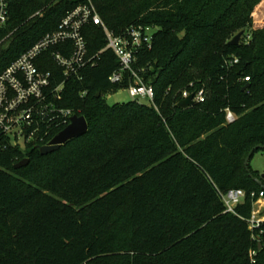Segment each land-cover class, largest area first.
Here are the masks:
<instances>
[{"label":"trees","instance_id":"obj_1","mask_svg":"<svg viewBox=\"0 0 264 264\" xmlns=\"http://www.w3.org/2000/svg\"><path fill=\"white\" fill-rule=\"evenodd\" d=\"M81 1L9 0L0 72ZM92 1L116 35L153 28L132 70L153 87L154 105L107 103L108 92L137 81L129 72L109 81L118 60L110 49L98 54L102 28L84 26L96 64L67 82L58 103L83 116L87 132L45 155L0 143V264H264V247L255 263L249 257L258 248L245 220L252 199L231 213L221 196L263 189L244 160L264 146V0ZM47 56L40 67L59 75ZM199 89L203 102L177 106L183 91Z\"/></svg>","mask_w":264,"mask_h":264},{"label":"built area","instance_id":"obj_2","mask_svg":"<svg viewBox=\"0 0 264 264\" xmlns=\"http://www.w3.org/2000/svg\"><path fill=\"white\" fill-rule=\"evenodd\" d=\"M9 0H0V28L8 19ZM35 14H40L36 12ZM94 24L102 28L106 44L98 52L110 49L118 60V68L109 76L111 83L123 81L124 73L135 78L127 89L133 100L148 99L154 105V90L143 83L132 70L136 53L141 47H149L153 28L149 25L131 24L116 35L102 21L92 0H82L61 18L57 29L45 33L28 49L0 72V143L6 141L21 150L30 145H47L51 139L69 123L72 108L59 105L65 87L70 79H82V72L96 64L94 57L87 55V43L83 35L86 25ZM53 61L60 74L40 67L45 63L44 54ZM43 56V57H42ZM237 62L235 58L233 63ZM249 81V77H243ZM86 91L82 92V96ZM193 93L195 103L204 101L202 89ZM191 94L183 91L182 98ZM233 113L226 109V120L232 122ZM55 135L51 132L61 128ZM247 195L252 199L250 215L246 218L248 228L257 249L249 250L251 263H255L258 251L264 247V189L249 194L241 188H231L221 194L224 212H235V208Z\"/></svg>","mask_w":264,"mask_h":264},{"label":"water","instance_id":"obj_3","mask_svg":"<svg viewBox=\"0 0 264 264\" xmlns=\"http://www.w3.org/2000/svg\"><path fill=\"white\" fill-rule=\"evenodd\" d=\"M242 36V32L237 33L236 35L233 36V38L229 41L230 45H236L239 43V40ZM245 88V87H244ZM243 88V89H244ZM100 96V92L96 93V97ZM193 93L189 94L187 97L179 100V102L177 103V106L179 108L185 109L188 108L192 105L195 104V101L193 100ZM140 103L142 105L148 106L150 105V101L148 99L145 98H141L140 99ZM88 130V124L86 119L81 116V115H73L70 119V123L63 128L61 131H59L52 139L51 141L47 144V145H43V146H36V148L38 149V151L40 152V154L45 155L48 153H51L53 151H56L60 148L61 145L65 144L66 142H68L69 140L81 136L84 133H86ZM263 150L264 151V146L262 145H257L255 146L246 156L245 160H244V166L245 169L249 172V160L251 155L253 154L254 151L256 150ZM29 162L28 157H24L21 160H19L17 163H15L13 165L14 169H19L21 167H24L27 165V163ZM251 175V174H250ZM253 180L264 189V185H263V180H264V173L260 174V177H252ZM258 247H260V245H258Z\"/></svg>","mask_w":264,"mask_h":264},{"label":"rangeland","instance_id":"obj_4","mask_svg":"<svg viewBox=\"0 0 264 264\" xmlns=\"http://www.w3.org/2000/svg\"><path fill=\"white\" fill-rule=\"evenodd\" d=\"M40 13V11H37ZM105 99L109 105H114L116 103L127 102L133 100L129 95L127 89H119L114 93L108 92L105 95ZM249 165L252 170L257 171L259 174L264 173V151H257L253 154L249 161Z\"/></svg>","mask_w":264,"mask_h":264}]
</instances>
